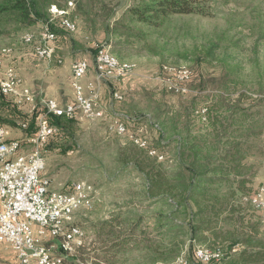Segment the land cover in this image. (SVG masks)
Listing matches in <instances>:
<instances>
[{
	"label": "rangeland",
	"instance_id": "obj_1",
	"mask_svg": "<svg viewBox=\"0 0 264 264\" xmlns=\"http://www.w3.org/2000/svg\"><path fill=\"white\" fill-rule=\"evenodd\" d=\"M41 1L48 4L47 13L55 5L78 25L73 34L56 28L63 62L49 64L60 69L66 62L87 60L91 73L86 81H92L94 50L106 45L130 67L126 73L137 68L132 77L103 83L102 99L113 111L132 116L129 127L143 129L167 159L160 162L110 132L107 121H73L51 140L44 175L52 188L65 190L84 181L103 198L101 206L76 217L86 243L65 264H136L137 259L139 264H169L181 255L194 264L197 246L222 252V260L211 264H264V212L242 203L264 176V0H215L211 16H173L159 28L132 23L128 10L140 0ZM39 27L15 32L8 26L9 32L0 35V56L11 53L4 48L16 55L32 53L22 36ZM31 58L27 64L44 62ZM167 65L186 66L202 82L193 83L187 95L174 94L160 78ZM32 83H37L34 77ZM114 90L123 101L113 100ZM36 101L34 115L28 106L18 108L2 96L0 108L20 129L19 122L45 113L38 94ZM209 115L215 127H209ZM202 170L207 172L199 174ZM193 175L198 177L190 188ZM150 183V194L197 197L177 210L166 201L152 206L142 197L149 195ZM158 212L162 219L147 220ZM140 216L144 220L138 225ZM0 264H15L6 245H0Z\"/></svg>",
	"mask_w": 264,
	"mask_h": 264
},
{
	"label": "built area",
	"instance_id": "obj_2",
	"mask_svg": "<svg viewBox=\"0 0 264 264\" xmlns=\"http://www.w3.org/2000/svg\"><path fill=\"white\" fill-rule=\"evenodd\" d=\"M51 24L59 25L66 33H76L77 23L68 17V12L53 5L49 9ZM49 24L40 30L23 35V43L33 44V55L46 62L62 59L57 56L58 34ZM106 45L95 48L94 74L97 82H119L136 73H123L105 62ZM1 65V61H0ZM91 65L87 60H77L72 65V101L62 105L55 100H46L45 113L35 117L36 131L23 139H11V131L0 124V244L8 245L15 254V264H65V259L75 257L85 246L86 233L76 224L80 213H89L102 203L97 187L88 182H76L65 190H56L44 175L46 151L50 140L60 135L61 130L49 122L50 116L63 117L70 121H107L108 130L128 139L149 156L166 162V156L151 146L143 129L133 131L129 125L134 118L128 115H110L102 100L96 82H87ZM162 84L172 93L187 95L193 73L160 71ZM0 95L12 100L18 108L29 107L35 114L37 95L18 75L14 65H8L0 79ZM113 100L121 102L124 95L113 91ZM201 118L207 119L206 109ZM29 120L22 121L20 128L27 130ZM242 203L256 211L264 212V176L259 188L244 195ZM218 250V249H217ZM194 260L201 264L219 262L223 258L220 250L210 251L202 246L194 249ZM169 264H191L183 255Z\"/></svg>",
	"mask_w": 264,
	"mask_h": 264
},
{
	"label": "trees",
	"instance_id": "obj_3",
	"mask_svg": "<svg viewBox=\"0 0 264 264\" xmlns=\"http://www.w3.org/2000/svg\"><path fill=\"white\" fill-rule=\"evenodd\" d=\"M214 1L215 0H140V2L136 6L129 8L128 14L130 15V19L132 23H136L145 27L159 28L173 16H188V15H197L202 17L211 16L212 15L211 4ZM47 5L48 4L46 3H42L41 0H0V35L9 32L7 29L8 26H12L15 32H19L24 29H30L31 27L39 24L40 25L49 24L51 20V15L50 13H47L48 12ZM50 26L52 30L57 33L56 28H58V25L50 23ZM116 30L114 31V34H118V31ZM126 36L129 38L134 37L132 35H129V33L128 35L126 33ZM95 52L96 51L94 50V53ZM193 74L194 76L190 84V88L192 87L193 83L202 82V79L197 78L198 75L195 71H193ZM3 98L6 99L5 97ZM209 117H210L208 123L209 127L210 128L215 127L216 123L212 115L211 116L209 115ZM34 120L32 119L31 121L29 120L30 123L29 128L25 130L28 135H31L36 131ZM23 121H28V120L25 119ZM49 122L51 125L57 126L58 128L60 127L59 129L61 130V132L63 128H66V125H68L69 123H73V121H69L63 117H56V116H50ZM0 123L11 124L10 126H13L12 123H10L9 121H5L2 118H0ZM199 165L203 169V165L201 163H199ZM191 171L192 173L194 172V166H192ZM220 171H222V169L219 170L216 169L214 170V173ZM199 172H200L199 174H205L207 171L204 172L202 170V172L201 171ZM197 177L198 175H193L192 181L189 184L190 188L194 187V182ZM200 182H202V180ZM152 186L153 184H151V186L148 187L149 195H142L143 200L150 202L152 206L158 205L161 201L162 202L166 201V202H170L175 207V210H177L179 206L180 207L189 206L190 202L197 197V195H185V197L183 195H154V193L150 194L152 192V188H153ZM168 197L169 199L166 200V198ZM175 198H179V199L182 198V199L177 202L175 201ZM217 198L218 197H216V199ZM195 202L198 205L199 202H197L196 199ZM158 214L161 215H155L154 213V216H152V218L149 217L147 220H154L156 222L162 219L161 216L163 213L158 212ZM200 214L201 213L197 215ZM142 218H143L142 216L139 217L137 222L138 225H140V222L144 220ZM192 230L196 232L197 228L194 227L192 228ZM201 241H203V239ZM115 246H117V244ZM194 264H201V263L196 262Z\"/></svg>",
	"mask_w": 264,
	"mask_h": 264
},
{
	"label": "crops",
	"instance_id": "obj_4",
	"mask_svg": "<svg viewBox=\"0 0 264 264\" xmlns=\"http://www.w3.org/2000/svg\"><path fill=\"white\" fill-rule=\"evenodd\" d=\"M43 25L44 24H41L39 28H41ZM25 45H28V44H25ZM10 50H11L10 54H2V52H1V56H0V61H1L0 79L3 77L5 68L8 65H14L17 69L18 75L23 79L25 84L32 91H33L34 86L37 87L35 90L37 93H35V94L36 95L38 94V96L40 98H42L43 101L55 100L62 105L72 101L73 96H74L73 95L74 91L72 88V65L74 62H72V64L69 62H66V64H65L66 66L64 68H60V69L58 67H54L53 64H49V62H45V61L39 62V64H36V63L35 64H33V63L27 64L26 62L29 61L30 59L32 61L31 56L33 55V53H30V52L28 53V51H23L22 53H20V54L18 53L16 55V53L13 52L12 49H10ZM32 51H33V49H32ZM57 53H58V51H57ZM57 56L59 57L58 54H57ZM34 59H36V58H34ZM33 77L35 78V81H37L36 85H33V83H32ZM88 77H89V75H88ZM93 77H94V79L92 81L96 82L98 84L101 96L103 98L104 94H106V92H105V90H103L102 85L105 82H97L95 75ZM87 82H91V81L88 80ZM35 91H33V92H35ZM109 106L111 107V105H107V107H109ZM109 108H107V111L110 115H113V114L114 115L115 114L128 115V114L123 113V112H118V111L115 112L112 110V107L110 108V110H109ZM0 110H1V108H0ZM5 112H7V110ZM0 116L2 117L3 120L9 121L10 123H12V125H14L13 121H11L12 117H8V115L6 113H4V111H2V110L0 111ZM130 117H132V116H130ZM1 125H4L10 129V131H11L10 138L11 139H23L24 137L32 135V134L28 135L26 133V131L21 129V128L19 129L16 127L9 126L11 124H1ZM19 125H20V122L18 123V126ZM55 138H53V139H55ZM50 142H51V140H50ZM49 180L51 181V186L53 187V181L51 180V178H49ZM102 200H103V198H102ZM101 205L102 204H100L98 206H101ZM0 245H6V244H0ZM6 246H8V245H6ZM11 252H13V251L11 250ZM14 256H15V254H14ZM139 261H140V259H137L136 264H139ZM152 262L154 263V261H152Z\"/></svg>",
	"mask_w": 264,
	"mask_h": 264
},
{
	"label": "bare ground",
	"instance_id": "obj_5",
	"mask_svg": "<svg viewBox=\"0 0 264 264\" xmlns=\"http://www.w3.org/2000/svg\"><path fill=\"white\" fill-rule=\"evenodd\" d=\"M22 38H23V36H22ZM26 44L32 45V47H33V44H30V43H26ZM10 51L11 50L7 49V48L3 50L4 53H9ZM104 57H105V62H108L112 68L119 70V72L126 73V70H130L129 66H126L123 63H121L120 60L118 59V57H116L113 53H111L107 49L104 50ZM162 68H164V70L173 71V72H181V70H184V72H187V73L192 72L186 66L176 67V66H168L167 65V66H162Z\"/></svg>",
	"mask_w": 264,
	"mask_h": 264
}]
</instances>
